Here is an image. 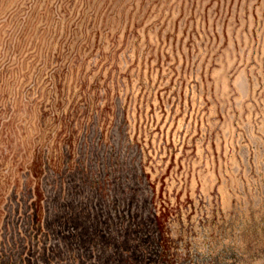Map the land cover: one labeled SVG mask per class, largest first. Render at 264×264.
Masks as SVG:
<instances>
[{
  "label": "rangeland",
  "instance_id": "rangeland-1",
  "mask_svg": "<svg viewBox=\"0 0 264 264\" xmlns=\"http://www.w3.org/2000/svg\"><path fill=\"white\" fill-rule=\"evenodd\" d=\"M0 264H264V0H0Z\"/></svg>",
  "mask_w": 264,
  "mask_h": 264
}]
</instances>
